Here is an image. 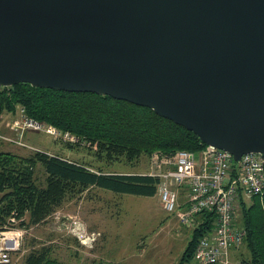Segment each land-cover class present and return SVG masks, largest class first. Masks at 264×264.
<instances>
[{"label":"water","instance_id":"water-1","mask_svg":"<svg viewBox=\"0 0 264 264\" xmlns=\"http://www.w3.org/2000/svg\"><path fill=\"white\" fill-rule=\"evenodd\" d=\"M109 95L264 155V0H0V86Z\"/></svg>","mask_w":264,"mask_h":264},{"label":"trees","instance_id":"trees-1","mask_svg":"<svg viewBox=\"0 0 264 264\" xmlns=\"http://www.w3.org/2000/svg\"><path fill=\"white\" fill-rule=\"evenodd\" d=\"M20 106L29 117L75 134L79 142L65 143L69 147L86 144L100 160L108 163L122 159L133 163L155 152L172 155L179 150L200 152L206 147L194 132L153 109L109 95L67 92L30 83L0 86V116L15 114ZM39 164L46 171L45 186L38 183ZM160 181L159 176L149 173L96 169L39 148L29 155L0 151V227L16 224L27 228L43 223L67 199L92 187L153 196ZM247 198L241 194L238 204L240 224L246 230L241 246L249 253L242 256L241 264H264V194ZM198 222L181 259L173 264H187L194 258L201 238L215 228L217 215L203 212L198 215ZM24 264L60 262L51 257L48 247H42L32 249Z\"/></svg>","mask_w":264,"mask_h":264},{"label":"rangeland","instance_id":"rangeland-1","mask_svg":"<svg viewBox=\"0 0 264 264\" xmlns=\"http://www.w3.org/2000/svg\"><path fill=\"white\" fill-rule=\"evenodd\" d=\"M9 115L13 117V114ZM1 130L16 138L11 129L0 127ZM21 139L27 146L5 141L1 143L0 151L29 155L34 147L52 150L62 146L64 152L70 151L74 160L105 171L150 174L168 168L165 164L155 165L157 152L150 157L144 155L133 163L125 159L108 163L100 160L86 144L69 147L44 132L27 130ZM196 156L198 158L199 152ZM45 173L44 166L39 164L37 177L42 186L46 185ZM237 209L240 223L238 205ZM173 214L163 208L159 192L142 196L92 187L82 195L67 199L47 221L26 226L23 250L13 258L12 264H24L32 249L42 247H48L51 257L60 264L176 263L183 255L193 228L177 222ZM172 220L174 222L169 224ZM248 254L243 246L239 247L232 251L230 264H241L242 256ZM187 264L201 263L192 258Z\"/></svg>","mask_w":264,"mask_h":264},{"label":"built area","instance_id":"built-area-1","mask_svg":"<svg viewBox=\"0 0 264 264\" xmlns=\"http://www.w3.org/2000/svg\"><path fill=\"white\" fill-rule=\"evenodd\" d=\"M9 127L16 138L0 132V145L7 141L27 146L21 139L27 130L47 133L59 142H79L70 131L29 117L21 106ZM196 154L189 150L172 155L157 153L155 165L165 164L169 168L150 174L161 180L158 192L163 208L176 212L185 227L194 229L199 224L198 215L203 212L217 215L215 228L201 238L194 258L201 264H230L232 251L242 245L246 235L238 222L240 196L264 194V155L250 152L236 161L231 152L210 145L199 152L198 158ZM26 233L27 228L16 224L0 227V264L13 263V258L23 250Z\"/></svg>","mask_w":264,"mask_h":264},{"label":"crops","instance_id":"crops-1","mask_svg":"<svg viewBox=\"0 0 264 264\" xmlns=\"http://www.w3.org/2000/svg\"><path fill=\"white\" fill-rule=\"evenodd\" d=\"M17 113V112H16ZM16 113L15 114H13V117H12V115H9L10 113H5V114H3V115H1L0 116V127H4L5 129H9L10 130V128H9V124H10V122L12 121V119L15 117V115H16ZM9 117L8 119H4L5 117ZM11 116V117H10ZM0 132H2L3 134H6V135H10V134H8V133H6V132H4L3 130H1ZM57 145H60V144H57ZM37 148V147H36ZM64 147H62V146H56L54 149H52V150H49V149H43V148H40L39 147V149H41V150H44V151H46V152H48V153H51V154H57V155H60V156H62V157H64V158H66V159H69V160H74V158H73V155L72 154H70V151H68V152H64V149H63ZM166 167H168L169 168V166H166ZM183 197V194L181 193V196H180V203H181V201H182V198ZM174 217L176 218V221L178 222V217H177V213L176 212H174ZM175 220V219H174ZM174 221L172 220L171 222H169V224H171V223H173ZM170 264H173V263H170Z\"/></svg>","mask_w":264,"mask_h":264}]
</instances>
